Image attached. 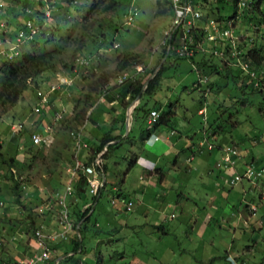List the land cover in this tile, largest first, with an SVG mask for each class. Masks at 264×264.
<instances>
[{"label": "rangeland", "instance_id": "1", "mask_svg": "<svg viewBox=\"0 0 264 264\" xmlns=\"http://www.w3.org/2000/svg\"><path fill=\"white\" fill-rule=\"evenodd\" d=\"M12 1L0 0V8L10 5L5 11L0 10V26L7 24L6 16L15 18L13 10L22 19L26 16L22 13L25 7L33 1L35 5V0H14L15 4ZM56 1L51 14L59 31L50 43L39 40L33 51L41 53L60 44L64 48L62 60L73 68L65 69L64 63L58 64L55 73L45 72L37 78L34 92L32 83L13 108L6 113L0 110V201L8 205L4 218L0 217V260L16 262L22 256L34 254L33 229L25 219L29 211L35 228L46 234L61 231L59 223L54 230L57 200L68 197L71 208L78 205L82 211L90 209V220L83 233V253L75 256L84 258L83 264H264L261 220L264 177H244L231 184L236 175H243V170L257 171L264 164V85L261 96L244 94L241 92L243 80L219 76L221 79L214 82L221 88L220 92L206 89L203 93V84L212 82L213 77L189 60L170 59L146 109L156 110L170 119L176 131L168 134L172 137V148L161 150L165 153L157 154L159 157L141 148L140 134L146 133L147 119L131 123L130 116L125 119L128 132L125 129L122 136L126 138L129 134L130 139L126 142L121 139L117 149L106 153L105 146L96 154L100 138L111 122L121 119L124 111L127 118L139 103L135 99L124 109L125 104L108 103L103 92L115 90L121 86L120 81L124 83L128 78L137 80L148 72H153L152 78L156 75L164 61H160L161 45L171 24V13L165 0H133L126 13L136 14L133 22L126 25L124 16L120 20L113 18L112 10L96 9L85 16L93 3L102 6L109 0H77L68 5H61L62 0ZM210 1L214 17H222L224 21L223 29L230 30L233 38L239 39L246 49L261 48L264 53V27L257 26L263 19L260 11L264 12V1L254 12L253 0H242L246 6L248 2L244 8L237 5V0ZM194 2L203 13L208 11L207 7L202 8V0ZM246 9L258 21L250 24L244 15ZM236 13L238 16L231 21V27L229 20ZM107 21L116 22L117 26V32L112 34L113 48L100 49L93 59V68L77 67L76 61L86 49L96 52L92 41L107 31ZM199 23L205 25V22ZM53 31L50 25L46 37ZM123 58L131 65L119 71ZM217 59L213 61L215 64H219ZM262 64L264 68V60ZM255 77L249 79L261 80L256 73ZM55 80H67L71 85L50 94L47 104L41 105L42 101L38 102L35 95ZM199 82L203 86L197 88ZM38 106L48 110L44 116L35 112ZM83 109L86 110L83 120L75 123L74 114ZM198 111H203L204 116ZM90 114L98 116L100 126L88 120ZM33 124L39 131L34 134L42 136L45 142L31 148L27 136L16 135L20 130L28 132ZM253 139L258 142L253 143ZM228 150L232 151L231 159L236 165L224 169L221 159ZM249 157H254L257 164L240 163L249 162ZM92 161L100 164L99 185L104 186L106 179L108 182L104 190L98 191L96 200H91L88 187L87 199L79 200L73 195L81 173L74 174L73 167L76 162ZM147 162L157 164V170ZM16 182V192L25 210L15 203ZM129 202L132 207L127 210ZM70 207L67 203L68 210ZM64 264H74V260Z\"/></svg>", "mask_w": 264, "mask_h": 264}, {"label": "trees", "instance_id": "2", "mask_svg": "<svg viewBox=\"0 0 264 264\" xmlns=\"http://www.w3.org/2000/svg\"><path fill=\"white\" fill-rule=\"evenodd\" d=\"M14 1V0H13ZM12 1V3H14ZM49 2H44V0H35V5L34 1L30 2L29 5L25 7L22 13H25V17L22 19H19V13H15V10L12 11V15L15 17H7L6 19L8 20L7 24L4 23V26H0V51L4 49H8L10 44L15 45L16 49L18 51V56L14 57L12 60H8L2 57L0 58V110L2 111L1 113H6L8 109L13 108L23 97L26 89L30 87V84L34 83L35 86L33 87V92L35 91V88L37 89V78L40 77V75L44 74L45 72H52L55 73L56 67L58 64L64 63V60H62L63 55H64V48L60 44L54 45L52 48L42 51L41 53H36L34 52L38 46L39 40H45L46 43L52 42L51 38H54V33L58 32L57 24L53 20L55 16H53L51 13L52 11L55 10V6L57 4L56 0H48ZM77 0H62L61 5H68L70 3L76 2ZM133 0H123V2H117L116 0H109L108 3L104 2V4L101 6L100 4L93 3L87 12L85 13V16H90L91 12L95 11L96 9H101L102 12H107V11H114L115 14L113 15V18L115 17L116 19L119 18L122 19L124 16V19H126L124 24L127 25V15L128 13L127 10L129 8V4ZM262 1L264 0H253L252 5H253V12L254 10H258L260 8V4H262ZM194 2V0H193ZM218 2H220L218 0ZM238 0L236 1V3ZM59 3V4H60ZM11 4V2H9ZM7 4V5H9ZM15 4V3H14ZM194 4L199 8L200 5L198 3ZM211 1L210 0H202V8H208V11L204 14V18L207 19H212L215 20L217 23L221 24L223 21L222 17H218L217 19L214 17V11L212 8H210ZM7 8L1 7L0 10L4 9L7 10ZM61 8V7H59ZM248 9V8H247ZM244 12L243 14L245 17L249 20V23L251 24L252 22L258 21L256 16L254 14H250L249 10ZM69 10V9H68ZM170 10V8H168ZM200 10V8H199ZM10 11V10H9ZM46 11H49V16L47 17L45 15ZM261 15L263 16V19L257 23V26L260 24H263L264 27V12L260 11ZM171 13V10H170ZM252 13V12H251ZM11 14V13H10ZM238 16V14H234V16L229 20V24H231V21L234 20ZM84 19V18H81ZM30 22L31 27H28L26 24L27 22ZM52 22V24H50ZM3 25V24H2ZM50 25L54 28V31L51 33V36L46 37V29L50 28ZM222 26V24L220 25ZM232 27V26H231ZM35 30V33L31 35L32 30ZM196 30L199 33H202L203 29L196 28ZM22 32L23 33V39L20 42H17V36L18 34ZM117 32V26L116 22L112 21H107V31L106 32H101L100 36L96 37L92 43L96 45V52L91 53L88 49L84 51V54L82 57L77 59L76 61V66L81 67V68H88L91 69L93 59H96L97 56L95 54H99V50L103 49L104 47L113 48V33L115 34ZM60 36L61 34L58 33ZM30 37V38H29ZM62 37V36H61ZM196 41L200 38V36H195ZM62 41H64L65 37L61 38ZM240 40L238 39L236 41V51L240 54V60L243 62H248L249 68L251 69L252 72L256 73L261 80H250L249 77L246 73L242 72L240 69H238L236 66L232 65V59L228 54H229V47L225 41L222 43H209L206 42V48L207 49H214L216 46H220V49L223 51L225 54V60H221L219 57L218 63H214V59H216L215 56L212 54H200V52L196 53L194 57L189 59L193 64L199 65L201 68H204L207 72V75H210L212 78V82H207L203 85H205V88L202 89L203 93H206V89L212 93H219L221 88L218 87V84L214 82L216 79H221L218 78L219 76H222V78L229 80L230 78L236 79V80H243V89L241 90L242 93L246 94L247 92L250 94H256V95H263L262 94V86L264 83V68L263 66V60H264V53L263 49L259 48H251V49H246V47L239 42ZM215 45V46H214ZM27 47L31 48L29 51H25L23 49H26ZM83 45L81 46L82 49ZM34 50V51H33ZM25 51V52H24ZM161 56H160V61L164 59L161 68L158 70L156 75L152 78L151 75L153 72H148L145 74V76L141 77L140 79H131L128 78L124 83L121 82L120 85L115 90H106L103 92V97L106 99L108 103H114L117 102V104H125L124 109L126 106H128L132 101H134L136 98L139 97V103L138 105L134 108L131 116V123L132 121L137 119H148L150 113L152 111L157 112L156 110L152 109H146L148 99H150L156 92V90L159 88L162 76L164 71L166 70L165 68V63L172 59L174 61H177L178 59L181 60H187V58H179L176 56V54H173V52H170L167 55V48L164 46H161ZM207 58L212 59L211 61L206 60ZM214 58V59H213ZM197 60V62H195ZM235 62V61H234ZM131 64H129L127 58L122 59L120 61V66H119V71H125L127 68L130 67ZM65 69L71 70L73 66L68 65L67 63L63 64ZM257 79V78H256ZM258 82L259 85H256L255 83ZM56 83V80L53 81L51 84ZM261 83V84H260ZM50 83H47L46 85V90L48 87L51 85ZM123 84V85H122ZM202 84H198L197 88L199 86H203ZM63 88V87H62ZM65 89V88H64ZM60 90V89H58ZM56 90L54 93H58ZM36 94V92H35ZM211 94V93H210ZM36 96V95H35ZM208 96V95H207ZM206 96L203 95V98L205 99ZM88 99V98H87ZM38 100V99H37ZM242 100L240 101V104H243ZM51 107V102L48 105ZM51 110V109H50ZM47 113L46 107L41 109L40 115H43ZM86 113V110L83 109L80 112H77L73 116V121L75 123H79L80 121L83 120L84 115ZM120 118L121 119H114L111 122V125L109 126V129L104 132V134L101 136L100 141H99V146L96 149L95 153L98 154L101 152V150L106 146V153L107 151L110 152L112 149H117L120 140L122 139L123 142H126L129 138V134L127 135L126 138H123L122 136L124 135L125 132V111L122 112ZM199 114V111H198ZM201 116H204V114H199ZM99 118H102L101 116ZM98 116H94L93 114H90L88 117V120L92 123H97L98 124ZM170 119L166 115H159V119L157 122L149 126L146 130V133L144 134L143 132L140 134L141 137V148H143L144 143H148V141L153 137L156 136L159 132L162 133L165 130L162 129H167V133L171 134V132H174V126H172L169 123ZM33 127H30L31 130L28 132H23L20 130L16 135V137H19L21 134L23 136H27V140L30 144L31 148H34L38 145H34L31 137L36 131V124L32 125ZM100 126V125H99ZM131 130V129H130ZM39 132V131H36ZM158 132V133H157ZM176 132V131H175ZM175 135V134H174ZM173 136V134H172ZM135 138V137H134ZM133 138V142L134 139ZM159 140V139H158ZM132 141V140H131ZM253 143L258 142V140L253 139ZM111 142H115L114 144H109ZM132 143V142H131ZM109 144V145H108ZM141 148H139L141 150ZM17 150L18 149L17 147ZM19 151H17L18 153ZM89 151H86V153ZM254 157H249L250 161L247 163L248 165L252 164H257V161L253 163L252 159ZM93 163V161H92ZM92 163H87L85 162L86 165H90ZM10 167H12V160L9 163ZM104 168L106 169L105 164L103 165ZM264 168V164L259 168V171ZM258 170V169H257ZM264 177V176H261ZM260 177V178H261ZM108 180L106 179V183L104 186L107 184ZM233 184V183H231ZM16 188L13 189V193L15 194V203L20 205V207L25 210V207L21 204L19 201V193L16 192L18 188V183L16 182L15 184ZM102 187V190H104ZM87 187V181L85 177H83L80 174V177L78 178L77 182L75 183V192L74 195L76 197L83 199L86 198L85 196V191ZM76 194V195H75ZM101 195V194H100ZM119 196V195H118ZM117 196V197H118ZM100 197V196H99ZM87 199V198H86ZM96 200V197H92L91 200ZM69 201V200H68ZM67 201L69 207L70 204ZM2 205H0V217L2 216L4 218L5 213L4 211L7 209L8 205L6 204L5 201H0ZM78 205L70 207L69 211L71 210L69 214V218L72 219L73 223V230L68 234L72 235L71 237L67 236L66 240H60L56 242H51L46 240L47 247L52 251L50 259L43 263V264H54L55 261L58 258H61L62 256H65L63 259L59 261L58 264H64L68 261H73L74 264H83L84 258L80 259L79 257H75L77 254H82L83 253V247H82V241H83V233L86 231V226L85 224L90 220V209H86L85 211H82L81 208H77ZM58 213H57V221H56V230L58 228V215H59V207L57 206ZM73 210V212H72ZM30 211L26 215L25 219L28 222V227L30 229H33L32 235L33 239L36 240V232H42L43 234H46L45 232L41 231L40 229L35 228V222L34 219L30 216ZM50 234V233H49ZM48 235V234H46ZM69 245V247H67ZM66 246V247H65ZM58 249L62 250L60 253L55 254V252L58 251ZM34 254L30 255L29 257L22 256L23 258H19L16 262L8 259L6 261L0 260V264H19L20 261L22 260H28L30 259L33 255L39 253V250L35 247L33 249ZM71 253V255H70Z\"/></svg>", "mask_w": 264, "mask_h": 264}, {"label": "built area", "instance_id": "3", "mask_svg": "<svg viewBox=\"0 0 264 264\" xmlns=\"http://www.w3.org/2000/svg\"><path fill=\"white\" fill-rule=\"evenodd\" d=\"M167 5L171 10V24L168 30L164 34V40L161 46L167 48V55L170 52L176 54L179 58H187V60L191 59L195 56L196 53H204V54H212L215 57H219L221 60H225V54L221 49H218L217 46L214 49H207L204 43H222L225 41L229 47V56L232 59V65L239 67L242 72L246 73L248 76L252 78L255 77V73L251 71L249 65H246L248 62H243L240 60L239 53L236 51V39L233 38V35L230 30L223 29L221 24L217 23L215 20L204 18V14L199 8L194 4L193 0H165ZM241 8L247 7L246 2L242 0H238V4ZM133 13L132 11L128 12L127 15V24L130 25L133 22ZM45 15L49 16V11H46ZM205 22V25L202 26V23ZM28 27H31L30 22L28 21L26 24ZM4 25H1L3 27ZM229 26H231L229 24ZM196 28L203 29L202 33H199ZM35 33L33 29L31 35ZM23 33L20 32L17 36L16 41L20 42L23 39ZM195 36H200V38L196 41ZM30 38V37H29ZM26 40V39H25ZM1 44V43H0ZM215 46V45H214ZM0 56L12 60L14 57L18 56V51L15 45L10 44L8 49H4L0 51ZM235 61V62H234ZM249 64V63H248ZM121 83V81H120ZM259 85L258 82L255 83ZM261 84V83H260ZM71 83L67 80H56V83L51 84L47 90L37 92V99L41 105H46L48 100L47 97L50 94H53L56 90L61 87L70 86ZM264 85V84H263ZM49 105V104H48ZM41 107H36L35 112L41 113ZM50 110V109H49ZM205 111V109H203ZM48 111V110H47ZM199 114H204L203 111H199ZM58 119V116L56 120ZM159 119V113L152 111L147 119V123L149 126L154 125ZM154 141L158 140L157 136L152 137ZM31 140L34 145H40L45 142L42 136L38 134H33ZM231 154V155H230ZM230 155V158H229ZM233 156L232 151H227L225 156L222 157V166L224 169H230L236 165L231 157ZM100 165V164H99ZM97 162H93L90 165L79 164L76 162L74 169V174L76 172H80L83 177H85L87 181V187L89 189V195L91 197L98 196L102 187L99 185L100 176H98L97 169L99 167ZM243 175H236L234 179H232V183H236L241 181L244 177L247 178H257L264 176V168L260 171H254L252 168H247L245 171L243 170ZM100 188V189H99ZM68 191V189H67ZM69 192V191H68ZM70 193V192H69ZM71 195V193H70ZM68 198V197H67ZM67 198H60L57 200V206L59 207V215H58V223L62 226L61 231H55L52 234H43L42 232L37 231L35 236V247L39 250V253L33 255L28 260H22L19 264H43L50 259L51 250L47 247L46 240L51 242H56L60 240H66L67 236L70 232H72L73 223L69 218L68 208H67ZM123 202V201H122ZM114 203V202H113ZM0 205L2 203L0 202ZM132 207V203L129 202L126 205V209L130 210ZM71 255V254H70ZM59 258L55 261L54 264L59 263Z\"/></svg>", "mask_w": 264, "mask_h": 264}, {"label": "crops", "instance_id": "4", "mask_svg": "<svg viewBox=\"0 0 264 264\" xmlns=\"http://www.w3.org/2000/svg\"><path fill=\"white\" fill-rule=\"evenodd\" d=\"M52 83V82H51ZM50 83V84H51ZM158 133V132H157ZM157 137H158V139L159 140H157V141H154L153 140V138H151L150 140H149V142L148 143H144V149H147V150H149V151H151V152H153V153H155L156 155L157 154H162V153H165V151H162L161 152V150H163L164 148H172V146H173V143L171 144L170 143V141H172L171 139H172V137H170L169 135H168V133L167 132H162V133H158L157 135H156ZM158 156V155H157ZM159 157V156H158ZM252 159H254V158H252ZM257 159V158H256ZM255 160V159H254ZM252 161L253 163H255V161ZM258 160V159H257ZM148 164H150V167L151 166H153V170H157V168H156V165L157 164H153V163H149V162H147ZM237 163H239L238 161H237ZM240 163H242V165H244L245 166V164L246 165H248L247 163V160H246V162L245 163H243V162H240ZM144 171H147V170H145L144 169ZM151 171V170H150ZM148 175H149V173H148ZM155 176V175H154ZM264 198V197H263ZM262 221H263V224H264V217L261 219ZM261 224H262V222H261ZM71 254V253H70ZM63 259V258H62Z\"/></svg>", "mask_w": 264, "mask_h": 264}, {"label": "water", "instance_id": "5", "mask_svg": "<svg viewBox=\"0 0 264 264\" xmlns=\"http://www.w3.org/2000/svg\"><path fill=\"white\" fill-rule=\"evenodd\" d=\"M136 100L138 101L139 100V97L138 98H136ZM132 111L133 110H131V112L130 113H128L127 114V118H126V120L128 119V117H130L131 116V114H132ZM126 130H127V132H128V129H127V127H126ZM105 180V179H104ZM104 183H106V180L104 181ZM65 256H62L61 258H59V260H61L62 258H64Z\"/></svg>", "mask_w": 264, "mask_h": 264}, {"label": "clouds", "instance_id": "6", "mask_svg": "<svg viewBox=\"0 0 264 264\" xmlns=\"http://www.w3.org/2000/svg\"><path fill=\"white\" fill-rule=\"evenodd\" d=\"M149 142V141H148Z\"/></svg>", "mask_w": 264, "mask_h": 264}]
</instances>
